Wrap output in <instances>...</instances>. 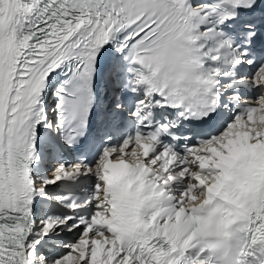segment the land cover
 Listing matches in <instances>:
<instances>
[{"label":"snow or ice","instance_id":"6c2138e0","mask_svg":"<svg viewBox=\"0 0 264 264\" xmlns=\"http://www.w3.org/2000/svg\"><path fill=\"white\" fill-rule=\"evenodd\" d=\"M0 264H264V0H0Z\"/></svg>","mask_w":264,"mask_h":264}]
</instances>
